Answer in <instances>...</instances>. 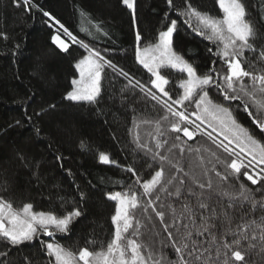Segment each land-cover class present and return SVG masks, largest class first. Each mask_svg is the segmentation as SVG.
<instances>
[{
	"label": "snow or ice",
	"instance_id": "obj_1",
	"mask_svg": "<svg viewBox=\"0 0 264 264\" xmlns=\"http://www.w3.org/2000/svg\"><path fill=\"white\" fill-rule=\"evenodd\" d=\"M120 3L137 29L134 59L148 74L147 82L106 55L109 48L79 40L35 0H23L26 12H42L55 29L50 37L55 49L72 54L63 34L84 50L73 65L76 75L64 100L97 104L109 70L113 80L126 81L121 99L132 112L127 133L140 167L148 164L151 172L143 176L136 166L99 152V164L131 174L127 181H112L120 190L105 192L114 202L113 231L99 248L94 237L76 249L58 239L70 237L86 215L90 197L79 185L78 200L58 194L63 212L55 206L38 210L33 202L17 207L0 196V264H12L13 252L23 254L37 242L47 258L43 264H250L249 253H264V12L252 18L246 0H215L219 15L191 0H183L181 7L166 0L162 27L145 42L138 30L137 0ZM14 4L19 7L20 0ZM77 12L80 31L93 41L111 37L104 21L83 9ZM181 31L212 45L207 51L215 59L206 68L181 51ZM20 47L15 45L14 57ZM81 148L91 150L83 141ZM17 156L29 166L22 153ZM147 232L150 240L144 238ZM24 260L41 264L29 256Z\"/></svg>",
	"mask_w": 264,
	"mask_h": 264
},
{
	"label": "trees",
	"instance_id": "obj_2",
	"mask_svg": "<svg viewBox=\"0 0 264 264\" xmlns=\"http://www.w3.org/2000/svg\"><path fill=\"white\" fill-rule=\"evenodd\" d=\"M191 2L201 10L219 15L215 0ZM246 2L252 18L257 19L264 12V0ZM35 3L60 20L79 40L94 43L97 48H109L106 55L115 63L137 79L148 81V74L134 59L137 29L133 28L131 14L120 0H35ZM174 4L181 7L183 0H174ZM77 9L104 21L111 37L93 41L81 32ZM166 10V0H137L138 30L145 42L151 41L162 27ZM46 19L42 12H26L23 0L19 7L14 0H0V196L11 199L17 207L33 202L38 210L55 206L58 212H63L58 194L78 200L76 186L79 185L90 197L86 201V215L70 237L58 239L66 247L76 249L85 246L86 239L94 237L95 247L99 248L101 243L106 245L111 239L113 231L114 202L105 198V192L120 190L121 185L112 181H127L131 176L121 168L99 164V152L110 153L121 165L136 166L143 176H147L151 168L148 164L140 167L141 161L136 159L139 153L127 133L132 112L121 99L126 81L113 80L109 70L97 104H73L63 99L76 75L73 65L84 50L62 33L72 54L56 50L50 40L55 29L48 27ZM180 40L181 51L201 69L215 59L207 51L212 45L200 37L181 31ZM16 44L21 47L14 57L12 51ZM52 105L55 107H50ZM242 118L246 125L251 123L246 113ZM82 141L90 151L81 148ZM17 153L25 156L28 167ZM58 156L62 159L58 160ZM244 183L257 187L247 181ZM256 195L259 198L260 193ZM144 238L150 240L152 233L147 232ZM38 249L37 242L35 249L25 248L23 254L13 252L12 264H25L24 256L43 264L47 258ZM247 259L250 264H264V253L253 250Z\"/></svg>",
	"mask_w": 264,
	"mask_h": 264
},
{
	"label": "water",
	"instance_id": "obj_3",
	"mask_svg": "<svg viewBox=\"0 0 264 264\" xmlns=\"http://www.w3.org/2000/svg\"><path fill=\"white\" fill-rule=\"evenodd\" d=\"M68 43V42H67ZM70 45V44H69ZM53 46V45H52ZM54 48H55V46H53ZM56 50H58V49H56ZM248 182V181H247ZM248 183H250V182H248Z\"/></svg>",
	"mask_w": 264,
	"mask_h": 264
}]
</instances>
